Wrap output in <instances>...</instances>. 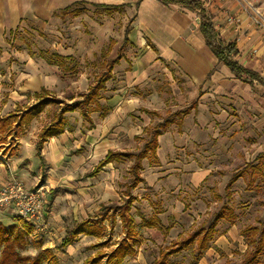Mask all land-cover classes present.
I'll return each mask as SVG.
<instances>
[{"label": "crops", "instance_id": "obj_1", "mask_svg": "<svg viewBox=\"0 0 264 264\" xmlns=\"http://www.w3.org/2000/svg\"><path fill=\"white\" fill-rule=\"evenodd\" d=\"M137 1L0 0V119L11 116L7 122H0V199L2 191L13 182L20 183L25 190L43 188L41 214L28 223L37 227L38 232L53 237L63 232L65 235L64 225L68 221L72 226L94 219L102 207L121 204L128 184L120 198L115 191L118 179L115 169L125 160L133 163V159H120L96 171L97 166L108 152L133 154L126 147L145 135L147 138L141 140L143 146L152 126L151 116L159 117L162 109L170 110L168 116L193 106L188 114L180 116L182 137L170 138L172 123L157 138L156 160L151 157L142 160L139 172L142 182L130 191L134 198L131 205L134 225L133 205L148 202L140 195L144 184L155 191L162 205L170 202V184L177 185L178 191L181 187L197 188L219 178L225 166L237 168L234 174L251 163L264 178V25L254 21L244 0H199L220 40L235 43L238 64L258 77L238 79L206 46L197 12L163 5L159 0H141L135 8ZM78 2L82 6H133L125 44L129 46V54L121 56L114 66L112 78L102 90L106 93L102 106L99 104L88 120L79 110L64 114L62 132L46 139L38 156L39 133L53 121L62 103L47 105L26 122L21 115L37 103L35 94L45 90L50 97L64 102L60 100L64 94L74 93L64 102L71 103L89 88L80 90L87 81L85 72L63 71L64 64L80 47L67 48L56 40L63 31V20ZM97 9L109 13L103 7ZM108 23L99 26L93 21L90 27L103 35L109 30L105 27ZM73 29L77 31L79 27ZM31 35L39 37V45L34 46L26 39L25 36ZM53 36L55 40L51 42ZM115 77L118 83L111 84ZM167 99L170 106H166ZM52 105L58 106L54 116L42 118ZM167 135L164 141L170 145V152L162 155L161 139ZM195 143L219 147L223 155L228 148L231 152L225 161L209 162L204 158L198 161L201 163L186 152L182 156L176 152L178 144L190 147ZM223 155L218 159H224ZM148 158L156 165L150 172L144 170ZM166 168V172H159ZM244 177L248 178L247 174L234 184ZM68 186L74 190H66ZM164 209L177 220L170 206ZM96 210H99L96 216H88ZM11 216L16 217L14 202L0 204V222L12 224ZM161 224V214L157 213L145 226L161 229ZM64 235H60V240Z\"/></svg>", "mask_w": 264, "mask_h": 264}, {"label": "rangeland", "instance_id": "obj_2", "mask_svg": "<svg viewBox=\"0 0 264 264\" xmlns=\"http://www.w3.org/2000/svg\"><path fill=\"white\" fill-rule=\"evenodd\" d=\"M243 2L251 12L252 17L264 25V20L259 19L255 15V12H257L264 18V0H244ZM71 9L80 10L82 14L79 13V17L73 16L71 10L68 17L63 20V31L61 32V36L56 37V40L67 48L69 46L71 48L80 47L75 53L73 52L74 55H71L70 60L64 64L63 71L68 74H76L80 71L85 72L88 76L87 81L81 85L80 90H86L103 71L105 62L115 58L117 54L123 57L129 54V46L123 44V31L124 27L128 25L134 9L133 6L123 7L109 13L92 6L77 5ZM90 21H94L99 26H102L104 22H109L105 26L106 29L107 27L109 28L108 32H105L103 35L96 34L93 28L90 27L92 23ZM77 26L79 30L73 31V28ZM25 37L34 46L40 44L39 37L36 35ZM54 38V36L51 38V42L55 40ZM49 51L52 52L51 50ZM116 70L118 71L119 68ZM72 78L74 79V77ZM113 81L116 84L118 83L116 77L113 78L111 84H114ZM73 95L74 93L64 94L60 100L65 102L70 97H73ZM105 96L106 93L101 91V95L98 98L101 106V100ZM166 103V106H170V99H167ZM57 108V105L50 106L43 113L42 118L50 119L54 116ZM168 113H170V110L167 112L165 109H162L159 117L151 116V125L153 126L157 122H160ZM173 123L168 131L170 132V138H181L182 118L179 116L174 117ZM146 138L145 135L139 137L133 145L126 147V151L137 152L142 146L141 140H145ZM164 139H168V135L161 139V151L159 153L162 155L169 154L170 152V145ZM175 149L181 156L186 152L197 163H201L198 161H202L204 158L209 162H214V160L217 162L225 161V158L231 152V148H228V153L223 155L220 154L221 150L219 147L200 146L197 143H195V146L190 147H183L181 144H178L175 146ZM220 155H223L224 159H218ZM131 164L132 160H125L117 166V170L115 169L117 172L115 177L118 178L115 181V191L120 195V198H122L121 195L128 184V169ZM153 166L156 168L151 158L144 161V170L146 172H150L149 170ZM168 166L170 171V161ZM236 169L231 166H225V169H222L224 173L221 172L219 178L210 179L208 183L199 185L197 188L181 187L178 191L177 185L170 184V198H168L170 202L166 201L162 204L163 206L161 205L162 200L159 201V197L154 194L155 191L145 184L142 185L140 188L144 192H141L140 195L143 196L142 199L145 198L148 202L141 203L139 201L132 208L139 240L138 252L136 256L127 258L123 264H154L161 251L170 248L172 244L185 239L200 228L207 229L215 215L221 211L223 205L229 206L232 209L234 219L230 221L229 214H226L225 219L218 222L213 235L209 238L207 249L203 252L202 256L198 260L195 259L197 250L196 245H193L186 250L171 255L168 258L167 264H242L244 253L248 248V241L241 234V231L247 227L264 228V178L257 177L255 185L249 187L247 186V178L244 177L243 180H239L236 184L232 185V196L229 197L226 192V186ZM167 170L166 168L159 172L164 173ZM146 177H149V175L146 174ZM72 188L68 186L66 190H71L72 192L74 190ZM167 205L170 206V211L174 212L177 220H174L172 215L166 213L164 206ZM182 206L184 207L183 210H181ZM98 212L99 210H96L92 212L93 215L88 216H96ZM157 213L161 214L163 222L161 229L155 227L147 228L145 223L151 222ZM9 218L12 224L18 223L17 217L11 216ZM104 226L106 229L101 238L80 236L71 245L61 248L59 247L61 241L60 235L63 236L64 232L53 237L52 235L49 236L38 232L37 227L32 225L33 230L26 239L27 246L20 254L21 256L41 254V258L43 259L42 264H49L50 262L55 264H87L97 253L110 252L122 237L121 225L118 219H116L112 227L108 222H104ZM69 227H71V221H68L64 225V229ZM166 227L169 228L168 231L164 230ZM102 243L105 245L98 247ZM50 256L53 258L50 259ZM103 262L104 259H102L101 264ZM254 264H264V251L258 256Z\"/></svg>", "mask_w": 264, "mask_h": 264}, {"label": "trees", "instance_id": "obj_3", "mask_svg": "<svg viewBox=\"0 0 264 264\" xmlns=\"http://www.w3.org/2000/svg\"><path fill=\"white\" fill-rule=\"evenodd\" d=\"M141 0L134 3L136 8ZM163 5H176L185 10L191 12H197L199 15V31L202 34L206 46L216 57L218 62L225 65L229 71L238 79L252 80L257 79L256 73H253L238 64L236 61L238 57V50L233 42H223L220 40L218 34L214 30L211 22V17L208 13L201 8L199 0H159ZM75 5H83L82 2L75 3ZM92 6L101 8L103 7L106 11L112 12L114 10L121 9L123 7H129V4L121 6ZM68 7L66 9H70ZM73 14H79L80 10L74 9ZM129 31V24L125 28V37L123 40L124 44H127L126 35ZM58 57V56H57ZM121 55L117 56L104 65L103 71L97 76L94 83L87 89L85 93L79 95L78 100H74L71 103L59 102L53 97H50L48 92L42 90L40 94H35L37 103L32 107L31 110L21 115L28 122L36 117L43 109L49 104L62 103L53 121L46 127H44L38 136V142L36 144L37 155L40 156L41 148L49 137L56 136L62 132L63 116L66 113L79 110L82 117L86 120L89 119V114L94 112L98 106V98L100 92L105 89V84L112 78V70L114 66L120 60ZM193 108L184 109L163 118L160 122H157L153 126L148 128V139L145 141L139 151L133 154L119 153V152H108L104 159L99 162L97 170L105 166L108 163L120 159L132 158L133 163L129 168V182L125 192V199L119 205H110L102 207L98 216L94 219L88 218L80 223H74L71 227L67 228L64 237L60 241L61 248H65L74 243L80 235L91 236L101 238L105 227L103 223L107 221L112 227L116 217L119 218L121 223L122 237L114 248L108 253H97L96 256L89 260L87 264H123L127 258H132L137 253V246L139 244L138 234L135 229L134 219L131 215V205L134 202V198L130 195V191L134 189L139 183L142 182L139 172L141 170V163L147 157L154 158L156 160V149L158 146L157 138L162 135L166 129L173 123L174 117H180L188 114ZM155 115V114H154ZM11 118L0 119V122H7ZM247 174V186L251 187L255 185L257 177H259L260 170L256 166L247 165L245 168L234 173L230 178L226 192L229 197L231 194V186L243 175ZM226 214H229L230 221H233V211L229 206L223 205L221 211L217 213L208 226L207 229L200 228L195 232L188 235L185 239L175 242L170 248L163 250L159 253L158 259L154 264H167L168 258L171 255L177 254L183 250H186L193 245H196L197 254L195 259L198 260L203 252L207 249V244L211 235L219 221L225 219ZM18 223L11 225H4L0 222V264H42L41 254L35 256H21L20 252L27 246V236L33 230V227L25 222L24 220L17 218ZM241 234L248 241V248L244 253L242 264H254L258 256L264 251V228L258 229L256 227H247L241 231ZM105 244L102 243L98 247H103ZM53 257L50 256V259ZM49 264H55L50 262Z\"/></svg>", "mask_w": 264, "mask_h": 264}, {"label": "built area", "instance_id": "obj_4", "mask_svg": "<svg viewBox=\"0 0 264 264\" xmlns=\"http://www.w3.org/2000/svg\"><path fill=\"white\" fill-rule=\"evenodd\" d=\"M255 15L259 19L264 20L257 12H255ZM254 21L257 22L256 19ZM43 197V188L25 190L20 183L13 182L2 191L0 204L14 202V213L16 217L29 223L40 216Z\"/></svg>", "mask_w": 264, "mask_h": 264}]
</instances>
